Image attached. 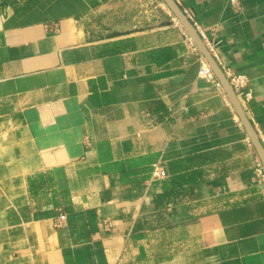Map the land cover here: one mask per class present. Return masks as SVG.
Masks as SVG:
<instances>
[{"label": "crops", "instance_id": "0c3cea01", "mask_svg": "<svg viewBox=\"0 0 264 264\" xmlns=\"http://www.w3.org/2000/svg\"><path fill=\"white\" fill-rule=\"evenodd\" d=\"M157 1L0 0V264H264L259 155ZM176 1L264 146V0Z\"/></svg>", "mask_w": 264, "mask_h": 264}, {"label": "water", "instance_id": "95a60500", "mask_svg": "<svg viewBox=\"0 0 264 264\" xmlns=\"http://www.w3.org/2000/svg\"><path fill=\"white\" fill-rule=\"evenodd\" d=\"M164 3L168 6L170 11L173 13L177 21L180 25L184 28L187 32L189 37L191 38L192 42L196 45L197 49L200 53L204 56L207 60L209 65L212 67L215 75L219 79L220 83L223 86L227 97L229 98L231 104L235 108L245 130L254 145L261 163L264 168V146L259 139L257 132L255 131L252 123L250 122L249 118L246 115L244 107L241 103L240 98L238 97L235 89L233 88L232 84L230 83L229 78L227 77L226 73L224 72L223 68L220 66L219 62L213 55L212 51L208 48L206 42L198 32L197 28L193 24V22L189 19L185 11L181 8L176 0H163Z\"/></svg>", "mask_w": 264, "mask_h": 264}, {"label": "built area", "instance_id": "2783aa9c", "mask_svg": "<svg viewBox=\"0 0 264 264\" xmlns=\"http://www.w3.org/2000/svg\"><path fill=\"white\" fill-rule=\"evenodd\" d=\"M230 1H231L232 6L235 9H237V10L240 9L239 0H230ZM186 14L189 17V19L193 22V24L197 28L198 32L200 33V35L202 36V38L205 41L206 36L202 32V30H200V27L198 26L197 22L194 21L193 17L189 13H186ZM175 22H176V24L180 25V23L177 20H175ZM206 44H207L208 48L211 50L212 45L208 42ZM191 46H192V49L194 51L198 52L196 45L192 41H191ZM198 76H199V78H201V79L205 80L206 82L210 83L211 85H213L217 90H219L224 95L226 94L224 89H223L222 84L220 83L219 79L215 75L212 67L209 65V63L207 62V60L204 58V56L202 54H200V66H199ZM228 78H229L230 83L232 84L233 88L235 89L238 97L239 96H245L246 98L250 97L251 92H245L248 89L249 84H250L249 78L246 75L239 74V73H232ZM256 171H257L258 183L263 184L264 183V168H263V166L259 165ZM167 176H168V172H167L166 168L160 163H155L154 167H153V177L155 179L161 180V179H165Z\"/></svg>", "mask_w": 264, "mask_h": 264}, {"label": "rangeland", "instance_id": "374dc122", "mask_svg": "<svg viewBox=\"0 0 264 264\" xmlns=\"http://www.w3.org/2000/svg\"><path fill=\"white\" fill-rule=\"evenodd\" d=\"M155 4H161V6H163L168 12H170V13L172 14L173 18L176 19L175 16L173 15V13L170 11V9H169L168 6L164 3L163 0H158ZM153 7H154V6H152L150 9H153ZM156 10H157V11H160V7H157ZM176 20H177V19H176Z\"/></svg>", "mask_w": 264, "mask_h": 264}]
</instances>
